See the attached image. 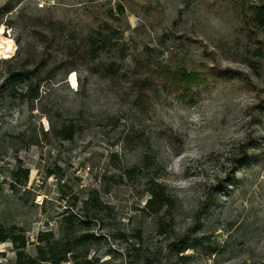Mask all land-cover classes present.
Segmentation results:
<instances>
[{
    "label": "rangeland",
    "instance_id": "obj_1",
    "mask_svg": "<svg viewBox=\"0 0 264 264\" xmlns=\"http://www.w3.org/2000/svg\"><path fill=\"white\" fill-rule=\"evenodd\" d=\"M262 4L0 0V224L28 255L51 232L91 264H262Z\"/></svg>",
    "mask_w": 264,
    "mask_h": 264
},
{
    "label": "trees",
    "instance_id": "obj_2",
    "mask_svg": "<svg viewBox=\"0 0 264 264\" xmlns=\"http://www.w3.org/2000/svg\"><path fill=\"white\" fill-rule=\"evenodd\" d=\"M253 21L258 24L260 27H264V4L255 5ZM90 39V38H89ZM183 80H190V75L182 71L180 74ZM71 127V126H69ZM76 130L71 129L67 130L64 134L65 139L73 138ZM244 162V159L241 160ZM133 172V171H132ZM151 197L147 202L146 207L153 212L161 211L165 205L170 204L172 199L170 195L166 192V189L163 185L156 183L154 187L151 188ZM84 204H87V201H84ZM95 205V204H94ZM102 204L98 201L96 203V207H100ZM89 216L82 217L81 221L83 224L88 225ZM77 214L70 213L64 216V222L68 225L76 224ZM19 231L16 226H12L10 228H5L0 224V242H5L7 240H12L16 245L18 251L16 254V262L15 264H40L42 262H50L52 264H63L66 261H69L71 258L73 259V264H91L92 260L88 259V254L85 252L81 255L77 253L79 247V241L82 239L83 235H78L73 237V240L63 239L62 241L56 243H50L51 240V232H41L38 236L39 244H37V255L36 257L30 256L25 252V248L27 246V238L25 234H21L16 232L11 234L12 232ZM187 247V244H183L176 249V253L179 254L183 252ZM82 260L80 262V258ZM181 258H185V256H180Z\"/></svg>",
    "mask_w": 264,
    "mask_h": 264
},
{
    "label": "bare ground",
    "instance_id": "obj_3",
    "mask_svg": "<svg viewBox=\"0 0 264 264\" xmlns=\"http://www.w3.org/2000/svg\"><path fill=\"white\" fill-rule=\"evenodd\" d=\"M12 49H13V44L11 40L7 38H3L2 40H0L1 51H11Z\"/></svg>",
    "mask_w": 264,
    "mask_h": 264
},
{
    "label": "built area",
    "instance_id": "obj_4",
    "mask_svg": "<svg viewBox=\"0 0 264 264\" xmlns=\"http://www.w3.org/2000/svg\"><path fill=\"white\" fill-rule=\"evenodd\" d=\"M233 264H250V262H247V263H245V262H237V263H233ZM262 264H264V260H262Z\"/></svg>",
    "mask_w": 264,
    "mask_h": 264
}]
</instances>
